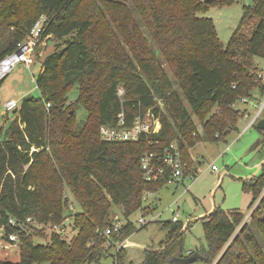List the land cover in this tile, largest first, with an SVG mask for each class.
I'll return each mask as SVG.
<instances>
[{
	"label": "trees",
	"instance_id": "1",
	"mask_svg": "<svg viewBox=\"0 0 264 264\" xmlns=\"http://www.w3.org/2000/svg\"><path fill=\"white\" fill-rule=\"evenodd\" d=\"M86 1L0 0V60L16 50L42 15L46 19L41 40L53 37L64 39L65 44L41 61L35 78L41 95L24 97L16 116L0 125V227L8 240L10 234H17L20 246L18 261L0 260V264H109L102 258L114 256L117 264H123V248L116 254L107 251L134 229L129 220L133 212L154 209L151 202L145 203L144 193L162 185L143 179L140 156L153 149L147 139L105 141L100 126L114 124L121 113L130 121L136 113L150 110L160 128L148 140L178 141L182 158L192 163L188 149L201 137L191 113L204 136L218 141L235 128L234 102L240 96H253L254 88L264 89L250 62L252 55L264 56V0H256L253 12L259 22L252 35L246 39L240 23L225 47L212 19L197 15L210 0H128L146 13L156 45L153 51L146 49L148 56L133 52L132 57L119 44L112 49L102 37L93 40L94 9L105 3L128 8L126 0H93V4L88 0L89 11ZM246 14L250 16L249 10ZM120 25L125 32L134 29L127 18ZM159 54L170 63L177 81L161 66ZM120 84L125 90L123 100L116 90ZM79 108L85 112L82 121L77 120ZM263 187L264 170L259 177L243 181L244 190L253 192L252 201ZM70 197L79 212L69 209ZM113 206L127 221L106 237L103 232L113 221ZM29 216L40 224L60 223L70 216L76 231L69 240L51 231L48 242L37 244L29 237L35 226L9 222H25ZM243 217L238 210L215 209L202 221L205 246L190 255L204 264L218 255L217 264H264V236L258 242L247 232L246 223L241 234L235 233ZM163 225L170 229L169 240L147 249L141 264H182L186 258L181 249L182 223L167 220ZM247 248L253 249L252 256H243Z\"/></svg>",
	"mask_w": 264,
	"mask_h": 264
},
{
	"label": "rangeland",
	"instance_id": "2",
	"mask_svg": "<svg viewBox=\"0 0 264 264\" xmlns=\"http://www.w3.org/2000/svg\"><path fill=\"white\" fill-rule=\"evenodd\" d=\"M90 1L93 2V0ZM199 2L204 3L206 0H199ZM255 3L256 0H210V4L207 5L206 9L198 12L197 15L212 19L217 37L225 47L232 34L239 28L240 23H243L240 30L244 37L247 39L252 35L259 22L258 15L253 12ZM125 4L128 8L123 7L121 3L111 6L105 3L94 9L97 14L93 17L95 20L93 40L96 37H100V39L102 37L106 45L111 46L112 49L119 44L123 51L131 57L133 52H141L143 56H148L146 49L153 51L156 48L149 19L145 12L137 11L128 0L125 1ZM84 6L89 11L91 4L87 0ZM247 10H249L250 16L246 14ZM126 13H128L127 16ZM126 18L129 22L134 23V29L129 27L127 32L122 31L123 27L120 25ZM12 29L13 26H10L9 30ZM63 40L53 37L44 40L45 42L43 41L37 47L30 68L18 63L0 83V125H5L9 118H14L17 114V110L5 112L3 103L7 99L14 98L20 102L24 97H39L41 95L35 84L41 61L55 49L64 48ZM132 46H134V49L130 48ZM36 57L39 60H36ZM157 58L169 77L173 81H177L170 63L160 54ZM250 62L251 72H260L264 85V56L252 55ZM32 75L33 79L31 78ZM174 87L179 97L183 99V93L177 84H174ZM251 94L253 96L249 98L247 103H242L240 100L234 102V109L238 110L235 128L229 130L223 136V139L218 141H211L204 136L199 120L194 113H191V118L197 128L196 132L201 137L193 147L188 149V155L195 160L193 170L197 178L192 183H186V185H190L187 192H182V188H179L176 192L173 189L172 193L169 194L166 192L172 186H164L160 190L166 192L162 193L161 201L154 206L153 210L150 207L144 210L139 209L129 216V220L134 224V229L126 236L123 244V264H141L144 261L147 249H157L160 244L169 240L168 233L170 229L164 227L163 224L171 219L173 211L178 212V218L182 223L181 249L186 258L191 252L194 253L196 249L205 246L202 221L217 208L224 211L238 210L243 212L244 217L241 219L235 233L241 234L240 228L246 223L247 228L250 230L247 229V232L253 233L258 242L261 241L264 236V229L262 228L264 226V207L259 213H256V209L264 201V187L259 192L256 191L253 201V192L245 191L243 188L244 180L257 178L264 170L263 132L252 125L246 128L257 112L259 105L263 102L264 93L259 88H254ZM71 101L74 100L71 99ZM158 105L162 108L161 102ZM78 112L77 120L82 121L85 112L80 108ZM225 116L223 113L222 117ZM259 117H264V108ZM213 164L217 167V171L211 169ZM67 194L70 195L69 191H67ZM157 196L158 194H154L145 203L151 202L154 205L152 201ZM69 203L74 207L73 214L79 212V207L72 197H70ZM147 211L148 214H146ZM142 215L148 221L144 226H140L138 223V218ZM156 215L157 217L151 220L152 216ZM253 215L255 218H253ZM111 217H119L125 220L118 206L111 207ZM67 219L64 237L69 240L76 230L73 217L69 216ZM257 220L259 221L257 222ZM28 224L36 227L29 234L33 242L38 244L50 240L49 223L38 224L36 220H33ZM243 232H246V230ZM9 240L6 239L3 229L0 227V260L16 262L20 257V246L17 241L10 242ZM109 251L113 252L112 249H108L107 252ZM242 254L245 257L252 256L253 249L247 248L242 251ZM192 256L194 254L190 255V257ZM110 261L111 258L109 257L102 258L103 263H110ZM218 261L219 255L210 264H217ZM182 264H204V262L198 259Z\"/></svg>",
	"mask_w": 264,
	"mask_h": 264
},
{
	"label": "built area",
	"instance_id": "3",
	"mask_svg": "<svg viewBox=\"0 0 264 264\" xmlns=\"http://www.w3.org/2000/svg\"><path fill=\"white\" fill-rule=\"evenodd\" d=\"M45 19L46 18L44 15L40 16L30 28L27 37L17 43L16 50L4 56L0 60V82L4 80V78L18 63L24 64L26 68L31 67L34 61L33 57L35 56L37 47L40 46L44 41V39L41 40L40 36ZM35 59H37V57ZM256 77V80H263L262 74L260 72L256 71ZM31 78L33 79V75ZM116 90L118 97L123 100L122 97L125 94L123 85H118ZM238 100H240L242 103H247L249 101V98L240 96ZM46 105L47 107H49V103H47ZM18 107L19 101L14 98L7 99L3 103L5 112L13 111ZM263 108L264 100L259 105L257 112L255 113L250 123L246 126V128L251 126L253 123H256V121L260 118L259 116ZM159 128V119L155 117L150 110H148L146 113H136L130 121H127L124 114L121 113L114 124H102L100 126V136L105 141L129 142L138 141L141 138H144L147 139L148 144L152 146L153 149H146L142 152L140 156V168L145 182L159 183L162 186L155 192L146 191L144 193L145 200H149L154 194H156L166 185H171V188L176 189L182 188V192H187L190 185H186V183H192L197 178L196 173L193 170V164L188 163L182 158L178 141L174 140L169 142L168 144H160L157 140H148L147 136L149 134L158 132ZM211 169L213 171H217V167L214 164L211 165ZM64 195H66V193H64ZM68 207L71 211L74 208L71 203H69ZM68 217H66L60 223H49L50 230L59 233L64 237L66 233V220H68ZM155 217H157V215L152 216L151 220H153ZM178 217V212L173 211L171 219L169 221L171 223H176L180 221ZM30 221H33V218L30 216L26 217L25 222L21 223H17L14 219H9V222L12 225H18L20 227ZM126 221V219L124 220L120 219L119 217H114L113 221L104 230L103 234L106 237H109L112 232H117L125 224ZM147 222L148 221L146 220L144 215L138 218V223L140 226L146 225ZM17 238V234L9 235V239L11 241H16ZM124 241L125 240L114 243L112 252L113 254H116L120 249L123 248ZM105 247H107V244H105ZM110 258L112 259V262H110L109 264H117L116 256H114V258Z\"/></svg>",
	"mask_w": 264,
	"mask_h": 264
},
{
	"label": "water",
	"instance_id": "4",
	"mask_svg": "<svg viewBox=\"0 0 264 264\" xmlns=\"http://www.w3.org/2000/svg\"><path fill=\"white\" fill-rule=\"evenodd\" d=\"M255 127L258 130H263L264 131V117L259 118L256 123H255ZM195 260V256L189 257V258H184L182 260L183 263H190L193 262Z\"/></svg>",
	"mask_w": 264,
	"mask_h": 264
},
{
	"label": "crops",
	"instance_id": "5",
	"mask_svg": "<svg viewBox=\"0 0 264 264\" xmlns=\"http://www.w3.org/2000/svg\"><path fill=\"white\" fill-rule=\"evenodd\" d=\"M246 111V110H245ZM190 159H191V162H192V164L194 165V158H191L190 157ZM174 189V191L176 192L178 189H176V188H170L169 189V191L168 192H166V191H162V190H159L156 194H158V196L157 197H154L155 199H154V201H152L153 203H154V206L155 205H157L158 204V202H160L161 201V198H162V193H169V194H171L172 192V190Z\"/></svg>",
	"mask_w": 264,
	"mask_h": 264
}]
</instances>
